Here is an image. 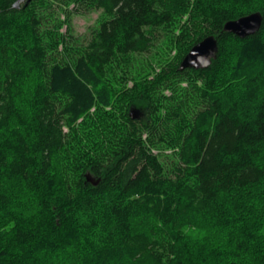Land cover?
<instances>
[{"label": "trees", "instance_id": "16d2710c", "mask_svg": "<svg viewBox=\"0 0 264 264\" xmlns=\"http://www.w3.org/2000/svg\"><path fill=\"white\" fill-rule=\"evenodd\" d=\"M0 264H264V0H0Z\"/></svg>", "mask_w": 264, "mask_h": 264}, {"label": "water", "instance_id": "95a60500", "mask_svg": "<svg viewBox=\"0 0 264 264\" xmlns=\"http://www.w3.org/2000/svg\"><path fill=\"white\" fill-rule=\"evenodd\" d=\"M262 21L263 14L259 11L253 12L237 19L227 21L224 25V31L231 32L241 38H245L256 33L260 29ZM218 51V39L215 35H208L196 43L184 56L180 64V70H184L186 68H206L210 66L213 59L217 57ZM130 113L133 118H138L140 110L132 108ZM88 178L89 180H93L90 176Z\"/></svg>", "mask_w": 264, "mask_h": 264}, {"label": "rangeland", "instance_id": "374dc122", "mask_svg": "<svg viewBox=\"0 0 264 264\" xmlns=\"http://www.w3.org/2000/svg\"><path fill=\"white\" fill-rule=\"evenodd\" d=\"M23 1V0H22ZM75 6V4H71L68 11L72 10V8ZM62 2H56L55 3V9L59 8V13H60V18H66L67 17V12L64 10H60V8H63ZM66 9V7L64 8ZM103 17L102 11L101 10H93V11H83L80 13H74L72 15L71 20H72V25L74 28V34L80 35V34H86L91 27L95 26L97 24V21ZM67 30V25H64L62 28V31L66 32ZM158 37V38H157ZM165 35L162 33V31L157 30L156 31V40L154 45L151 47V50L148 53L143 54L145 58L155 60L159 57H163L164 55V50L162 48V43H164ZM176 51H172V54H175ZM166 152L170 153L171 150H166ZM93 178V177H92ZM94 180V179H93ZM92 181V180H91Z\"/></svg>", "mask_w": 264, "mask_h": 264}]
</instances>
